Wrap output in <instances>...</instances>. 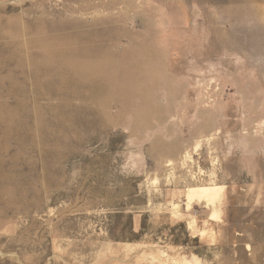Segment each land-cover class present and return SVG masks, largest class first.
Segmentation results:
<instances>
[{
	"label": "rangeland",
	"instance_id": "obj_1",
	"mask_svg": "<svg viewBox=\"0 0 264 264\" xmlns=\"http://www.w3.org/2000/svg\"><path fill=\"white\" fill-rule=\"evenodd\" d=\"M0 264H264V0H0Z\"/></svg>",
	"mask_w": 264,
	"mask_h": 264
},
{
	"label": "bare ground",
	"instance_id": "obj_2",
	"mask_svg": "<svg viewBox=\"0 0 264 264\" xmlns=\"http://www.w3.org/2000/svg\"><path fill=\"white\" fill-rule=\"evenodd\" d=\"M88 40V39H87ZM38 43L43 44L45 39L42 41L37 39ZM54 42V41H53ZM52 42V43H53ZM79 40L74 42L75 49L73 50H56L54 52H50L47 50V58L52 62L57 63L63 68L61 71V78L63 81L69 79L67 76L70 74L73 75V79L76 81H83L85 79L89 80L93 77H101L105 78V80L109 83H112L110 75L113 73V63L111 57L107 54H100L95 51L92 55L88 56L85 55L84 52L88 51V47L85 46L80 50L76 47ZM86 42V39H85ZM38 67L42 66V61H37L35 63ZM91 80V79H90ZM95 80V79H94ZM98 80V79H97ZM75 83V82H74ZM81 83V82H80ZM78 83V84H80ZM89 84V83H88ZM220 190L217 189L215 186H202L196 188H189L187 192V199L188 201L193 200H203V202L215 203L217 200V196Z\"/></svg>",
	"mask_w": 264,
	"mask_h": 264
}]
</instances>
